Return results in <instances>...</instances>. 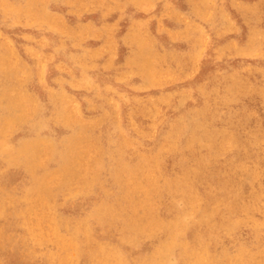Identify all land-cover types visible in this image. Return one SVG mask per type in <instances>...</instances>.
<instances>
[{
  "label": "rangeland",
  "instance_id": "rangeland-1",
  "mask_svg": "<svg viewBox=\"0 0 264 264\" xmlns=\"http://www.w3.org/2000/svg\"><path fill=\"white\" fill-rule=\"evenodd\" d=\"M77 262L264 264V0H0V264Z\"/></svg>",
  "mask_w": 264,
  "mask_h": 264
},
{
  "label": "bare ground",
  "instance_id": "bare-ground-1",
  "mask_svg": "<svg viewBox=\"0 0 264 264\" xmlns=\"http://www.w3.org/2000/svg\"><path fill=\"white\" fill-rule=\"evenodd\" d=\"M168 241H169V240H168ZM171 241H172V240H171ZM173 243H174V242H172V244H173ZM178 245H179V244H178ZM64 246H65V245H64ZM169 247H170V246H169ZM66 248H68V247H66ZM166 248H167V247H166ZM166 248H165V249H166ZM185 248H186V247H185ZM72 249H73V248H72ZM69 250H70V249H69ZM167 250H168V249H167ZM169 250H170V248H169ZM177 250H178V249H177ZM163 251H164V250H163ZM69 252H70V251H69ZM181 252H182V250H181ZM198 252H199V251H198ZM198 252H197V253H198ZM76 253H79V252H76ZM164 253H165V251H164ZM164 253H163V254H164ZM167 253H168V252H167ZM167 253H166V254H167ZM183 253H184V252H183ZM192 253H193V252H192ZM74 254H75V253H74ZM76 255H77V254H76ZM171 255H172V254H171ZM202 255H203V254H202ZM206 255H207V254H206ZM78 256H79V255H78ZM159 256H160V254H159ZM169 256H170V255H169ZM193 256H194V255H193ZM208 256H209V255H208ZM167 257H168V256H167ZM186 257H187V256H186ZM74 258H75V257H74ZM78 258H79V257H78ZM78 258H77V259H78ZM70 259H71V258H70ZM72 259H73V258H72ZM188 259H189V258H188ZM212 259H213V257H212ZM119 260H121V259H119ZM190 260H192V259H190ZM100 261H101V260H100ZM107 261H108V260H107ZM79 262H80V261H79ZM79 262H77V263L79 264ZM111 262H112V261H111ZM70 263H71V262H70ZM101 263H103V262H101ZM208 263H209V262H208ZM66 264H67V263H66ZM98 264H99V263H98ZM119 264H120V263H119ZM169 264H170V263H169ZM192 264H193V263H192Z\"/></svg>",
  "mask_w": 264,
  "mask_h": 264
}]
</instances>
